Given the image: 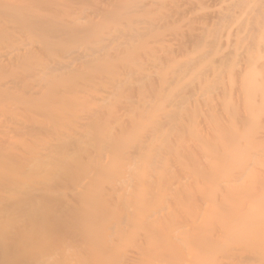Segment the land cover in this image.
I'll return each instance as SVG.
<instances>
[{"label":"bare ground","instance_id":"bare-ground-1","mask_svg":"<svg viewBox=\"0 0 264 264\" xmlns=\"http://www.w3.org/2000/svg\"><path fill=\"white\" fill-rule=\"evenodd\" d=\"M0 264H264V0H0Z\"/></svg>","mask_w":264,"mask_h":264}]
</instances>
